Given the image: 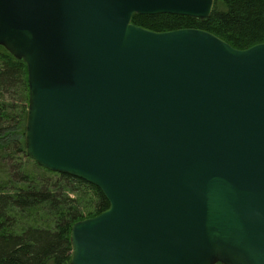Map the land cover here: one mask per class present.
Segmentation results:
<instances>
[{
    "label": "water",
    "instance_id": "1",
    "mask_svg": "<svg viewBox=\"0 0 264 264\" xmlns=\"http://www.w3.org/2000/svg\"><path fill=\"white\" fill-rule=\"evenodd\" d=\"M214 2L0 0L28 155L110 202L73 225L70 264H264V43L132 22Z\"/></svg>",
    "mask_w": 264,
    "mask_h": 264
},
{
    "label": "trees",
    "instance_id": "2",
    "mask_svg": "<svg viewBox=\"0 0 264 264\" xmlns=\"http://www.w3.org/2000/svg\"><path fill=\"white\" fill-rule=\"evenodd\" d=\"M132 22L156 32L199 28L247 49L264 43V0H215L204 20L135 14ZM29 102L27 64L0 46V264H70L73 225L108 210L110 202L95 184L28 155Z\"/></svg>",
    "mask_w": 264,
    "mask_h": 264
},
{
    "label": "rangeland",
    "instance_id": "3",
    "mask_svg": "<svg viewBox=\"0 0 264 264\" xmlns=\"http://www.w3.org/2000/svg\"><path fill=\"white\" fill-rule=\"evenodd\" d=\"M49 264H55L54 262H50Z\"/></svg>",
    "mask_w": 264,
    "mask_h": 264
}]
</instances>
